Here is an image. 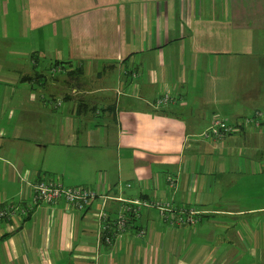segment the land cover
I'll return each mask as SVG.
<instances>
[{
    "label": "crops",
    "instance_id": "0c3cea01",
    "mask_svg": "<svg viewBox=\"0 0 264 264\" xmlns=\"http://www.w3.org/2000/svg\"><path fill=\"white\" fill-rule=\"evenodd\" d=\"M9 35L0 206L28 202L44 177L98 195L83 212L60 199L0 223V264H264V125L199 137L214 113L264 111V0H0V39ZM55 60L64 67L52 75ZM165 88L182 101L154 107ZM141 194L199 221L146 207L104 244L97 212L106 204L114 219L123 205L105 196Z\"/></svg>",
    "mask_w": 264,
    "mask_h": 264
},
{
    "label": "built area",
    "instance_id": "2783aa9c",
    "mask_svg": "<svg viewBox=\"0 0 264 264\" xmlns=\"http://www.w3.org/2000/svg\"><path fill=\"white\" fill-rule=\"evenodd\" d=\"M58 61V60H55ZM54 62V61H53ZM63 64L59 63L52 67V72L63 70ZM133 76H138L139 72L130 69ZM123 90H118L117 93L122 94ZM182 101L181 96L172 88H165L156 100L153 106L160 108L167 106L170 103ZM63 104L61 99L55 100V107H61ZM210 127L203 131L199 137L203 140L211 142H220L227 137L240 134L244 131L258 130L264 125V111L255 110L254 113L240 117L238 120L230 122L218 113L212 116ZM27 174L19 173L21 180L29 184L26 178ZM168 187L172 190L177 180L172 174H167L166 177ZM130 182L125 184V188H131ZM97 190L89 185H64L59 178L44 177L32 183L31 197L28 202L10 200L0 206V223H8L16 218L27 216L30 213L33 205L56 203L58 200L63 201L79 212L89 209L97 197ZM123 201V205L118 212L116 218L112 219L105 205L97 212L98 221L101 224L100 239L104 244L114 245L115 239L123 232L129 231L132 223L138 219L142 210L146 207H156L159 209L161 218L164 221L170 219V213L175 212V222L178 225L195 224L199 221L197 211L192 207H174L171 200L158 199L147 194L131 195V196H105ZM139 234H145L144 229H139Z\"/></svg>",
    "mask_w": 264,
    "mask_h": 264
},
{
    "label": "rangeland",
    "instance_id": "374dc122",
    "mask_svg": "<svg viewBox=\"0 0 264 264\" xmlns=\"http://www.w3.org/2000/svg\"><path fill=\"white\" fill-rule=\"evenodd\" d=\"M0 42H2V43H10V42H12L11 35H9L6 39L1 38ZM23 43H24V39H23ZM51 71H52V68H51ZM51 74L52 75H56V72H52ZM55 77H57V76H55Z\"/></svg>",
    "mask_w": 264,
    "mask_h": 264
},
{
    "label": "trees",
    "instance_id": "16d2710c",
    "mask_svg": "<svg viewBox=\"0 0 264 264\" xmlns=\"http://www.w3.org/2000/svg\"><path fill=\"white\" fill-rule=\"evenodd\" d=\"M59 63H61L60 61H55L54 63H53V65H56V64H59ZM76 70H77V68H75V69H71V70H68V73L71 75V76H73L75 73H78V71L76 72ZM74 73V74H73Z\"/></svg>",
    "mask_w": 264,
    "mask_h": 264
},
{
    "label": "water",
    "instance_id": "95a60500",
    "mask_svg": "<svg viewBox=\"0 0 264 264\" xmlns=\"http://www.w3.org/2000/svg\"><path fill=\"white\" fill-rule=\"evenodd\" d=\"M133 194H135V192Z\"/></svg>",
    "mask_w": 264,
    "mask_h": 264
}]
</instances>
